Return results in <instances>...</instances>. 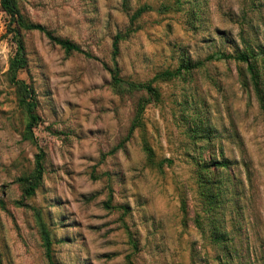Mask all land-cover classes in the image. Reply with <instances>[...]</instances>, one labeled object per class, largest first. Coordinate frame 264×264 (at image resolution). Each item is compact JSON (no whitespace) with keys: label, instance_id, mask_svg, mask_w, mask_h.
<instances>
[{"label":"rangeland","instance_id":"obj_1","mask_svg":"<svg viewBox=\"0 0 264 264\" xmlns=\"http://www.w3.org/2000/svg\"><path fill=\"white\" fill-rule=\"evenodd\" d=\"M16 2L30 21L98 60L66 55L37 31L24 33L28 65L19 78L35 90L41 121L36 145L22 140L24 115L5 77L15 45L0 9V264H47L36 211L54 239L58 264H264V117L253 94L242 89L237 65L210 61L185 79L156 83L161 101L147 106L143 129L110 155L143 95H116L102 64H111L113 38L128 26L122 0ZM129 4L154 10L119 44L120 76L128 81L145 82L174 69L183 55L205 59L233 52L243 9L264 42V0ZM162 4L174 10L158 11ZM197 120L215 135L205 150L190 133ZM39 149L45 153L42 183L33 197L22 199L16 180L32 171ZM212 157L236 163L234 187L215 214L227 235L223 243L214 241L193 175L194 159Z\"/></svg>","mask_w":264,"mask_h":264},{"label":"trees","instance_id":"obj_2","mask_svg":"<svg viewBox=\"0 0 264 264\" xmlns=\"http://www.w3.org/2000/svg\"><path fill=\"white\" fill-rule=\"evenodd\" d=\"M253 4V3H251ZM175 5L162 4L157 9L162 12H171ZM0 9L7 18L6 34L11 38L15 45L13 56L8 61V67L5 72V77L9 85L13 88L17 106L24 115L25 123L22 132V140L28 141L36 145L34 130L41 121L37 113V99L33 87L19 78L28 65L26 47L24 42V33L37 31L43 34L52 44L59 46L66 55L74 53L82 54L86 58L96 59L89 52L84 51L79 45L72 40L62 38L55 35L51 30L40 23H35L26 18L16 0H0ZM121 10L128 19V26L123 32L117 33L113 38L111 64L102 62L104 69L110 75V87L118 96H133L137 93H142L135 102L134 114L125 137L113 148L109 153L114 154L121 150L131 140L135 131L144 127V112L148 105L157 104L161 101V93L156 83L169 82L177 79H185L192 75L195 71H200L205 67L206 62L210 61H233L237 65L239 82L242 89L248 94H253L255 97L259 111L264 117V42L259 38L258 25L252 17H248L247 10H242V22H240V30L235 43L233 52L217 51L208 55L205 59H192L190 56L183 55L179 59V63L174 69H166L154 75V77L145 82H134L125 80L120 76V69L117 58L120 53L119 44L122 40L128 38L136 32V22L146 13L153 11L151 5L143 4L136 9H132L129 0H122ZM250 12L255 10L250 9ZM246 28H245V27ZM191 135L195 140H201L206 147L210 146L212 138L215 137L203 121L198 120L193 122ZM143 151L146 154L147 161L153 163V152L147 141H143ZM236 164L228 158L217 159L203 158L194 159L193 175L197 185L198 194L206 202L208 208V220L212 225V236L216 243H223L227 240V235L223 231L222 222L215 215L217 209H221L224 198L229 194V186L234 187L232 182V174L234 172L233 165ZM45 174V153L39 149L35 155L34 166L31 172L21 175L17 180L22 192V199H29L35 195V192L40 187ZM246 174L249 180V171L246 169ZM23 206V201L17 203ZM25 206V205H24ZM106 207L110 208V202H106ZM125 209V207H123ZM0 209L4 210V201L0 198ZM182 212L186 214V205L182 202ZM38 228L42 241V248L47 264H58L54 258V239L50 231L42 221L40 214L37 213ZM198 228L204 232L202 225L198 222ZM129 243L136 249V242L130 237ZM132 264L131 260H128Z\"/></svg>","mask_w":264,"mask_h":264}]
</instances>
